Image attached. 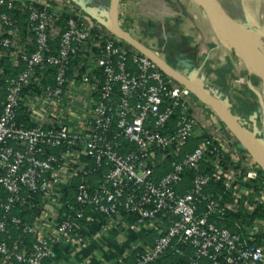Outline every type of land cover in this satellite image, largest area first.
Here are the masks:
<instances>
[{"label": "built area", "instance_id": "obj_1", "mask_svg": "<svg viewBox=\"0 0 264 264\" xmlns=\"http://www.w3.org/2000/svg\"><path fill=\"white\" fill-rule=\"evenodd\" d=\"M32 2L0 0V8L26 15L22 36L16 21L0 12V63L7 57L15 67L24 65L0 80V187L7 193L0 199V264H43L54 245L78 242L74 229L86 207L109 220L129 210L138 224L154 227L157 235L134 249L133 264H153L175 240L192 249L187 264L203 259L264 264V245L245 244L241 234L219 222L226 209L254 208L239 196L226 201L203 194L212 178L224 175L218 169L223 160L219 143L204 139L182 155L195 126L190 90L108 26L99 29L95 21L73 15L62 24L58 12ZM76 57L82 58L84 71L74 70L70 79L68 67ZM50 66L53 83L44 82ZM19 113L35 124L18 123ZM122 139L135 149L124 151ZM207 153L214 155V173L195 174L190 188L178 191L184 171L197 169ZM169 158L170 170L158 176V162ZM97 171L102 177L94 179ZM255 174L247 171L249 177ZM68 188L80 206L75 214L74 198L62 199ZM35 207L39 214L31 220L13 213L31 214ZM250 229V240L253 234L264 235V217ZM12 230L18 232L14 238Z\"/></svg>", "mask_w": 264, "mask_h": 264}, {"label": "crops", "instance_id": "obj_2", "mask_svg": "<svg viewBox=\"0 0 264 264\" xmlns=\"http://www.w3.org/2000/svg\"><path fill=\"white\" fill-rule=\"evenodd\" d=\"M13 1L19 2V0ZM32 1L41 2L40 4H48L51 1L55 4V13L93 20L99 29L104 27V22L108 19L110 0ZM172 1L175 2L173 5L178 7V3H182L183 0ZM122 3V13L129 17V21H132L133 35L144 45L163 56V59L172 68L200 86L203 83L207 85L209 89H205L202 87L203 85L201 87L220 100L229 110L232 107L237 109L244 104L255 106L256 112L249 115L246 120L240 118L238 114L235 117L245 130L248 139L255 147L257 142L258 148L256 147V149L262 152L264 150V96L261 98L257 96L256 89L251 83L252 76L248 74L247 69L241 68L239 71L238 68L233 69L226 64L225 60L229 59V55L225 56L219 51L214 52L211 48L214 43L212 39H208L194 29L193 23L185 17L187 15L184 8L179 6L180 13L176 11L175 15L153 16L154 18H152L150 15H153V12L143 16L142 11H136V6L139 4L141 8L148 4V10H153L154 5L150 4V0H133V3L131 0H124ZM121 10L118 11L119 18L123 16L120 14ZM135 16L138 21L132 20L133 17L135 19ZM170 17L172 18L170 19ZM235 75L238 76L234 79ZM179 85L183 86L181 83ZM187 100L190 113L195 121L193 135L205 132L216 140L222 149L223 160L218 169L223 170L225 182H230V186L233 185L236 189L233 196H239V200L242 203L246 201L252 209L258 205H264V178L260 179L262 188L259 189H255L251 185L246 187L243 184L244 182H253L259 177L256 168L260 166L259 168L262 169V167L255 153L224 123L219 114L208 104H204L198 96L190 92ZM224 124L229 128L227 131L230 132L224 131ZM232 135L238 140L237 143L231 138L234 137ZM246 154L253 159H250V166L246 162L249 160L245 157ZM248 170L255 171V176L249 177ZM186 189H188V185L184 183L177 186V190L180 192ZM50 206L52 207V205ZM120 215L114 216L111 220L103 216L97 219L87 216L84 224L79 227L77 235H74L75 240L79 239V241L73 243L69 240H62L54 245L51 256L43 264H124L134 262V249L152 243L157 231L150 224L140 225L136 221L129 222L123 218L121 212ZM250 230L249 228L248 231L250 232ZM257 235L261 237L264 244V235L262 234H253V240Z\"/></svg>", "mask_w": 264, "mask_h": 264}, {"label": "trees", "instance_id": "obj_3", "mask_svg": "<svg viewBox=\"0 0 264 264\" xmlns=\"http://www.w3.org/2000/svg\"><path fill=\"white\" fill-rule=\"evenodd\" d=\"M50 7V12L56 9L55 4L52 2H49L47 4ZM0 12H6L8 16L16 21L17 27L23 36L26 30V15L21 14L19 10L17 9H5V7L0 8ZM67 19V15L64 14H59V21L62 23L64 20ZM53 47L57 46V39H54V41L51 43ZM81 57H76L74 58L68 67L67 71V76L68 78L72 79V72L76 69L79 68L80 73L84 71V66L79 67L81 63ZM0 66L3 68V73L1 74L0 80H4L5 76H7L10 73H15L21 69H23L24 65L20 63L17 67L13 66L9 59L7 57L2 58ZM96 70H94V73ZM53 73H54V68L53 67H48L47 68V73L46 77L44 78V82H49L53 83ZM233 114L235 115L238 114L240 118H243L246 120L249 115H252V113L256 112L255 106L253 105H248L244 104V106H239L238 109L232 110ZM177 118V111L173 114L171 120H170V125L169 128L173 129L174 123ZM18 123H23L25 125H34L35 122L29 120L26 116H24L22 113L18 114ZM204 139H211V137L205 133L202 132L201 134H195L192 135L185 147L184 151L182 152V155L191 152L194 148L198 146L199 143H201ZM124 146L126 147L124 151H129L132 149H135V146L131 143H128L126 140L122 139ZM159 151H156V154ZM213 154L212 153H207L205 159H203L198 168L195 170L187 169L183 173V179L181 183H184L185 185H188V188L191 186V181L192 178L195 174H207V175H212L214 171L216 170V166L214 164L213 160ZM156 169V173H158V176H161L168 172L170 170V158L166 159L163 162H158ZM257 174H258V179L253 181V182H244L243 184L248 187L252 186L255 189L262 188V184L260 179L264 178V171L257 167L256 168ZM102 177V171H97L94 175V179H99ZM225 180L223 176H220L218 179H211L208 184L204 188V195L205 196H222L224 200L226 201H232L233 200V192L236 191V189L232 186L229 188H226L225 186ZM76 185V182H74V187ZM190 185V186H189ZM73 189L68 188L65 192V196H63V201H73L74 198V214L76 211L79 209V205L75 202V196L73 197ZM7 196V193L3 188L0 187V199L4 200ZM242 203V202H241ZM39 207H35L33 212L29 214L28 212H25L24 210L20 209H15L13 210V213L18 214L25 220H31L33 216H36L39 214ZM84 210V218L78 221V227L74 229V235H77L79 227L84 224L85 219L87 216L92 217L93 219L101 218L103 215L96 212L92 211L90 208L86 207L83 209ZM67 209L64 208V210H61L60 212V217H64V214L66 213ZM121 213L123 215V218L126 221L129 222H134L137 219V215L135 212H131L129 210L122 209ZM0 217H1V212H0ZM264 217V205H258L256 206L252 211L247 210L240 204L239 208L236 211L226 209L224 214L220 217L219 222L222 225H225L226 228H228L231 232H236L241 234L243 241L245 244L249 243H255L257 245H264L262 243V239L259 235L256 236L255 240H250L248 239V230L252 225L254 224V221L256 219H261ZM11 238H14L17 236L18 232L17 231H10ZM182 251L181 253H178L177 250ZM192 256V249L183 244L182 242L179 241H174L172 246L169 247L153 264H187L190 257ZM124 264H133V262H126ZM201 264H210L206 259H203Z\"/></svg>", "mask_w": 264, "mask_h": 264}, {"label": "rangeland", "instance_id": "obj_4", "mask_svg": "<svg viewBox=\"0 0 264 264\" xmlns=\"http://www.w3.org/2000/svg\"><path fill=\"white\" fill-rule=\"evenodd\" d=\"M114 1H115V9L119 8L118 11H120L121 7L123 6L122 2L124 0H119V5H117V2H116L117 0H114ZM126 1H130V0H126ZM150 1H151L150 4L154 5L153 10H150V11L148 10V7H147L148 4H145V6L143 8H141V6L139 4V6H136L137 7L136 11H138V12L142 11L143 12V16L144 15H148V13L151 14L153 12V15L151 14L150 16L152 18H154L156 16H159V17L166 16V17H168V16H171L173 14L175 15L176 11L180 13V10H181L180 7L184 8L185 11H186V15H187L185 17L188 19V21L190 20L193 23L194 29H196V31L198 30L197 31L198 33L203 34L208 39L209 38L212 39V41L214 43H212L211 48L214 50V52L215 51L216 52L219 51V53L220 52L224 53L225 56L229 55V59L225 60L226 61L225 63L230 65V67H232L233 69L238 68L239 71H241L240 70L241 68L247 69L248 74L252 76L251 77V80H252L251 83H252V85H254V87L256 89L255 92H256L257 96L260 97V98L262 96H264V78H263L264 77V68H263L264 64L258 58L254 59V57L247 50L242 49L238 45V43L236 42L235 38H233L231 33L226 30V32L230 35L232 42L239 48L240 52L243 54L244 58L246 59V62H244L242 60L240 54L236 51V48L232 44H230L229 41L225 37H223L219 33L218 30H216V28L214 29L212 27V23L208 20V15L206 14L204 9L202 8V5L200 6V8L197 9V12L196 11L192 12L188 8V7H190L189 5L191 3V0H183V1H181L182 3H178V5L180 6V7L178 6L179 8L173 5V3H175V2H173L172 0H150ZM49 2H51V1H49ZM131 2L133 3V0H131ZM37 3H39V2H37ZM220 4H221L222 8L225 9L227 14L230 15L235 20H237L238 22L242 23L243 21H246L247 19L249 21H253L254 20L255 23L258 22L261 25L262 29H264V11L259 12V13L255 12L252 9V7L250 5H248V3L246 1H244V0H221ZM61 6H63V5H61ZM127 12H128V10H127ZM246 12H247V14H246ZM120 14L123 15L120 18L118 16V18H119L118 20L120 21L121 25L119 23H117L118 24L117 26H120V28L123 31H125V32H130V34H132V36L135 39H137L135 37V35H133L134 34L133 31H131L132 28H134L132 26V24H131L132 21H129V17L124 15L122 13V10H121ZM203 15H205L207 19L203 18ZM133 18H132L133 21H138V18H136V16H135V19H133ZM171 18L172 17H170V19ZM118 20L116 19V21H118ZM63 23L64 22H62V24ZM248 27L249 26H247V27L245 26L246 30H248ZM104 28L107 29V24L106 25L104 24ZM261 39H262V42H264V37H261ZM157 56L160 57L161 59L164 58L163 56H160L159 54H157ZM255 71L260 73V74H262L263 77L260 76L259 74H257ZM236 76H238V75H235L234 79H235ZM174 82L176 83L177 81L174 80ZM177 84H179V82H177ZM202 85L201 86L204 87L205 89H209L207 87V85H204V83ZM183 87H185V86H183ZM202 102L207 105L206 102H204V101H202ZM231 109L232 110H236V109L233 108V107L230 108V112L233 114ZM234 116H235V113H234ZM224 129H225L224 130L225 132H230V131H227V130H229V128L225 124H224ZM232 136H234V135H232ZM231 138H233V140L236 143L238 142V140H236L235 136L231 137ZM255 145L258 148V143L257 142L255 143ZM262 153L264 154V150H262ZM245 157H247L249 159L246 162H247L248 166H250L249 163H250V159H252L251 156L250 155L248 156L246 154Z\"/></svg>", "mask_w": 264, "mask_h": 264}, {"label": "water", "instance_id": "obj_5", "mask_svg": "<svg viewBox=\"0 0 264 264\" xmlns=\"http://www.w3.org/2000/svg\"><path fill=\"white\" fill-rule=\"evenodd\" d=\"M111 2V0H110ZM117 5H119V0L116 1ZM33 5L37 7H44L43 4L32 2ZM112 4V3H111ZM205 12L208 13V17L210 21L212 22L213 26L216 28V30L219 31V33L225 37L230 44H232L236 51L240 54L242 60L246 62V59L244 58L243 54L240 52L239 48L232 42L230 35L226 32V30L223 28L221 23L218 21L217 18L214 17L212 10L210 11L204 6H202ZM206 13V14H207ZM113 16L115 20H118V8H116L113 12ZM109 13H108V19L104 24L108 26L109 22ZM109 27V26H108ZM110 30L122 40V42L132 48L137 49L141 53L147 55L150 59H152L167 75H169L173 80L181 83L183 86H185L190 92L198 96L201 100L206 102L213 110H215L221 119L224 121V123L235 133L238 135V137L243 141V143L251 149L262 169L264 170V154L262 152H259L254 144L248 139L245 130L239 125L237 122L236 117L230 112L229 108L225 106L220 100L212 96L207 90L202 88L200 85L196 84L194 81H192L190 78L186 77L182 73H180L178 70L172 68L163 58L157 56L156 52H154L152 49L148 48V46L144 45L139 40L135 39L132 35H130L128 32L123 31L120 26L110 27ZM248 65V64H247ZM250 67V66H249ZM251 68V67H250ZM252 69V68H251ZM256 72V71H255ZM260 76L262 74L256 72ZM263 77V76H262ZM264 78V77H263ZM264 146V145H263Z\"/></svg>", "mask_w": 264, "mask_h": 264}, {"label": "bare ground", "instance_id": "obj_6", "mask_svg": "<svg viewBox=\"0 0 264 264\" xmlns=\"http://www.w3.org/2000/svg\"><path fill=\"white\" fill-rule=\"evenodd\" d=\"M244 1H246L248 5H250L255 12L259 13L264 11V0H244ZM220 2L221 0H191L190 7L188 8L192 12L193 11L197 12V9L200 8L201 5L203 7L205 6L209 11L211 9L214 17L218 19V21L221 23V25L225 30L231 33V35L233 36V38H235L238 45L242 49L247 50L254 57V59L258 58L264 64V44H263L264 42H262L261 39V37H264V29H262L261 25L258 22L255 23L254 20L249 21L247 19L242 23L238 22L237 20H235L234 18H232L230 15L227 14L225 9L222 8ZM111 3L109 5L110 18H109L108 26L109 28L110 27L114 28L115 26L117 27L118 25L117 23H119V20L116 21L113 16V12L115 10V1L112 0ZM203 18L207 19L205 15H203ZM208 20L210 21L209 17ZM245 26L246 27L249 26L248 30H246ZM212 27L215 29L213 24Z\"/></svg>", "mask_w": 264, "mask_h": 264}]
</instances>
